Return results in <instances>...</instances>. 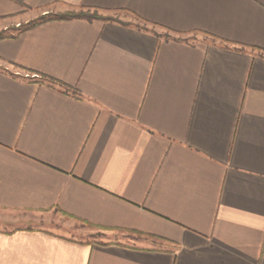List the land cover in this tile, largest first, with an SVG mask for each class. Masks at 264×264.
Returning a JSON list of instances; mask_svg holds the SVG:
<instances>
[{
	"label": "crops",
	"instance_id": "1",
	"mask_svg": "<svg viewBox=\"0 0 264 264\" xmlns=\"http://www.w3.org/2000/svg\"><path fill=\"white\" fill-rule=\"evenodd\" d=\"M7 29L0 264H264V0H0Z\"/></svg>",
	"mask_w": 264,
	"mask_h": 264
},
{
	"label": "rangeland",
	"instance_id": "2",
	"mask_svg": "<svg viewBox=\"0 0 264 264\" xmlns=\"http://www.w3.org/2000/svg\"><path fill=\"white\" fill-rule=\"evenodd\" d=\"M67 12V11H66ZM54 13H64V12H51V14H54ZM45 15V13H41L40 15H39V17L37 18V19H35V20H39L41 17H43ZM31 22H33V21H31ZM27 23H18L17 25L16 24H14L13 26V28H23V26H25ZM13 33H15L14 31H12V30H10V29H7V30H4L3 32H2V34H4L5 36H9V35H11V34H13ZM0 216H6V214L4 213V212H1L0 213ZM13 226H19V225H26V224H24V223H18V224H12ZM63 229H64V231L63 232H65L66 234H68V235H70V236H73V237H75V238H78V239H87V238H91V235L90 234H88L87 232H89V230H86V229H84V228H76V227H68V228H66V227H62Z\"/></svg>",
	"mask_w": 264,
	"mask_h": 264
},
{
	"label": "trees",
	"instance_id": "3",
	"mask_svg": "<svg viewBox=\"0 0 264 264\" xmlns=\"http://www.w3.org/2000/svg\"><path fill=\"white\" fill-rule=\"evenodd\" d=\"M94 16H97L96 14H91L90 12H86V11H67L64 13H54L51 14L50 12L45 14L43 17H41L39 20H35L33 22H30L28 24H26L24 27L25 28H30L33 27L43 21L46 20H52V19H67V18H74V17H88V18H92ZM6 37L4 34H0V38H4ZM51 81L53 82H58L56 81V79H51Z\"/></svg>",
	"mask_w": 264,
	"mask_h": 264
}]
</instances>
